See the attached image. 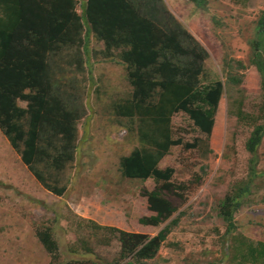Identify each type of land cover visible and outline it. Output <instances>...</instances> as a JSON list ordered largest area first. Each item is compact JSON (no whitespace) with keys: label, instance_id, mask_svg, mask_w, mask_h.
<instances>
[{"label":"trees","instance_id":"trees-1","mask_svg":"<svg viewBox=\"0 0 264 264\" xmlns=\"http://www.w3.org/2000/svg\"><path fill=\"white\" fill-rule=\"evenodd\" d=\"M190 2L206 10V0ZM210 20L218 25L214 17ZM90 36L102 44L100 51H91ZM250 47L249 64L264 88L263 12ZM91 52L122 65L131 89L127 97L111 104L116 118L135 126L138 140V147L119 160L121 177L161 183L151 191L142 189L141 196L152 215L138 222L149 227L169 222L150 237L80 219L76 226L89 232V240L72 244L68 252L80 258L64 264H100L98 258L91 259L92 239L102 246L116 242L119 262L144 264L156 257L182 216L173 217L177 208L169 197L182 199L185 187L172 182L174 168L159 169V162L175 147L188 151L204 146L206 154L211 152L202 139L193 138L189 143L175 137L173 117L184 114L193 130L209 138L225 91L231 94L241 85L246 66L225 54L224 82L213 79L205 83L207 51L174 18L163 0H0V132L35 180L58 197L66 191L60 177L74 161L77 124L83 113L74 102L76 87L62 83L57 72L65 64L79 73H89ZM234 100L229 115L253 124L244 143L251 158L246 181L235 184L233 193L226 195L220 206L225 236L235 232L234 215L258 177L255 160L264 138V105L262 124H256L257 118L243 111L242 101ZM35 235L50 257L49 264H61L50 228H39ZM232 238L233 264H264V242Z\"/></svg>","mask_w":264,"mask_h":264},{"label":"rangeland","instance_id":"rangeland-1","mask_svg":"<svg viewBox=\"0 0 264 264\" xmlns=\"http://www.w3.org/2000/svg\"><path fill=\"white\" fill-rule=\"evenodd\" d=\"M206 1L204 11L194 7L190 0H163L174 18L207 51L205 83L213 79L224 82L225 54L228 59L242 61L246 69L241 85L232 89L231 94L225 91L209 138L193 130L184 114L173 117L175 137L189 143L199 137L211 152L206 154L204 146L188 151L175 147L161 160L159 168H174L172 182L185 187L182 199L169 197L177 208L173 217L182 216L156 257L144 264H233L232 237L264 242V138L255 160L258 177L252 181L249 194L234 215L236 230L230 236L224 234L225 223L220 212L225 196L233 193L234 185L246 181L251 158L244 143L253 124L238 122L230 116L231 102L241 100L243 111L257 118L256 124L263 121L260 115L264 88L249 61L250 43L256 22L264 13V0ZM211 17L218 25L214 26ZM89 41L91 51L103 48L92 36ZM61 65L57 78L76 87L74 102L83 113L77 124L74 161L60 177L66 191L58 197L45 190L0 132V264H49L50 257L35 235L39 228H50L58 245L60 263L64 264L80 258L68 252L72 244L79 239L89 240V232L76 226L80 219L150 237L169 222L158 227L141 226L138 220L152 215L141 191H151L161 183L152 179L144 182L124 179L119 172L120 158L138 147L135 126L116 118L111 110L114 101L127 97L131 91L124 67L104 61L92 52L89 73ZM91 241L94 253L91 259L98 258L97 263L128 261H117L116 242L102 246Z\"/></svg>","mask_w":264,"mask_h":264},{"label":"crops","instance_id":"crops-1","mask_svg":"<svg viewBox=\"0 0 264 264\" xmlns=\"http://www.w3.org/2000/svg\"><path fill=\"white\" fill-rule=\"evenodd\" d=\"M219 108V107H218ZM217 112H218V110H217ZM216 116H217V113H216ZM216 116H215V123H216ZM215 123H214V127H213V130H214V128H215ZM196 132L197 133H199L197 130H196ZM213 132V131H212ZM199 134H201V133H199ZM201 135H203V134H201ZM197 138H199V137H197ZM207 138V137H206ZM200 139V138H199ZM204 141V140H203ZM161 162V161H160ZM160 162H159V164H160ZM159 164H158V168H159ZM166 168V167H165ZM172 168V167H171ZM159 169H161V168H159Z\"/></svg>","mask_w":264,"mask_h":264}]
</instances>
